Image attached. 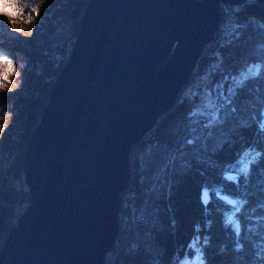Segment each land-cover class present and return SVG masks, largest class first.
<instances>
[{
  "label": "water",
  "instance_id": "95a60500",
  "mask_svg": "<svg viewBox=\"0 0 264 264\" xmlns=\"http://www.w3.org/2000/svg\"><path fill=\"white\" fill-rule=\"evenodd\" d=\"M246 1L89 0L28 143L30 203L0 264H106L134 148L177 105L222 4Z\"/></svg>",
  "mask_w": 264,
  "mask_h": 264
},
{
  "label": "trees",
  "instance_id": "16d2710c",
  "mask_svg": "<svg viewBox=\"0 0 264 264\" xmlns=\"http://www.w3.org/2000/svg\"><path fill=\"white\" fill-rule=\"evenodd\" d=\"M87 2L69 0L67 16L72 19L76 36ZM233 23L239 34L234 37L230 33L225 41L213 47L214 53L209 56L218 62L217 68L207 80L201 78L198 83V87L213 96L214 86L223 75H235L241 67L264 62V5L256 0L242 5L234 12ZM0 51L15 64L36 59L45 72V77H41L44 80L36 86L38 94L43 89H52L49 79L60 74L56 55L21 41L3 21H0ZM192 81L196 82L193 77ZM188 86L189 82L177 105L133 150L140 165L125 198V241L121 248L109 253L110 261L114 256L111 264H176L177 257L182 260L186 254L192 255L188 245L194 236L200 237L207 264H264V162L257 163L235 185L221 179L220 169L206 166L209 160L221 164L234 161L247 145L264 149V77L250 80L232 105L235 113H229L227 108L222 110L210 128L204 126L206 117L197 118L196 123L186 119L189 108L198 104L197 97L189 96L188 100L185 95ZM18 99L13 92L0 95V115L20 107ZM43 100L48 103L49 97L32 98L20 111L18 130L10 135L4 153L9 155L28 146L40 120ZM218 148L222 150L217 151ZM213 182L223 183L225 190L242 202L239 237L222 227L216 209L224 206L219 201L213 199L211 211L202 209L201 185ZM22 199L25 200L0 192V209L4 205L13 209Z\"/></svg>",
  "mask_w": 264,
  "mask_h": 264
},
{
  "label": "rangeland",
  "instance_id": "374dc122",
  "mask_svg": "<svg viewBox=\"0 0 264 264\" xmlns=\"http://www.w3.org/2000/svg\"><path fill=\"white\" fill-rule=\"evenodd\" d=\"M89 2V0H86ZM87 2V3H88ZM245 2L244 4H246ZM69 4V0H46L44 4L41 5V15L37 17L36 21L33 22L31 25H28L24 23L23 20L19 21V23L24 27L23 32H15V34L18 36V38L31 45L35 49L41 51V52H51L56 55L58 64L57 67L59 69V72L62 71L63 67L66 65L67 61L70 58L71 52L74 48V44L76 41L77 36L75 35V29L73 26L72 19H70L67 16V7ZM242 4V5H244ZM228 5V4H227ZM225 7L222 5L221 10L223 12V9ZM220 25V24H219ZM218 25V26H219ZM233 25L230 27V30L228 31V35L232 33L233 31ZM14 33V32H13ZM216 35L214 37V40L210 44H215L216 41ZM216 46V45H214ZM213 47L210 46L208 50H204L201 58L198 60V65L196 67V72L191 75V78L193 77L196 82L190 83L187 87L185 95L190 97H197L198 104L201 103L202 98L205 96L207 92L204 91V88L198 87L199 80L203 78V80H207V78L216 70L217 63L210 58V54L212 55L214 51L212 50ZM207 56H209V59L206 60ZM203 61V62H202ZM205 61V62H204ZM16 69L20 73L19 76L13 77V81H16L19 83L18 88H14L11 91L0 93V95L15 93L18 96V100H21L20 107H14V111H9V113H12L11 118L8 121V127L4 130L3 133H0V192H4L5 194H8L9 196L24 197V199L20 200L19 204H16V206L13 209H6V206L2 209H0V248L3 245L4 241L9 236V232L11 228L17 224L18 218L26 211L29 203L28 198L30 196L29 189L24 186L25 176L23 171V162L26 155V150L28 146H24L23 148L19 149L18 151L14 153H10L7 155V153H4V149L6 148V144L10 143V135H12L15 131L18 130V123L17 119L19 117L20 111L24 108H26L29 105V102L37 98V96L40 98H46L49 97L50 91H45L43 89V92L41 94H38V90L36 88L37 83L39 81H43L44 79L41 78L42 76L45 77V72H43V67L37 64L36 59H30V61L21 60L20 64H16ZM28 71V72H27ZM27 72V73H26ZM34 75V77H33ZM197 76V77H196ZM37 77V78H35ZM39 77V78H38ZM58 76H54L53 78L49 79V81L52 83V86L54 82L56 81ZM30 78L32 80L30 81ZM34 79L37 81L34 82ZM40 84V82L38 83ZM41 86V85H40ZM199 90L197 92V90ZM186 89V88H185ZM185 89L182 90L179 100L181 96L184 94ZM196 94H195V92ZM184 95V96H185ZM48 103H46V100L42 101V105L39 108V117L41 119L42 111L44 107L47 106ZM7 115V114H6ZM5 115V116H6ZM3 121H1L2 123ZM40 120H38L37 125L39 124ZM15 134V133H14ZM16 140V136H12ZM135 150V149H134ZM6 156V157H5ZM140 164L136 162L134 152L131 159V178L128 185L127 190L125 191V194H123V208L122 212L125 208V198L130 190V186L132 185V182L135 178V172L136 168ZM7 205V204H6ZM124 212L121 216V230L120 235L118 237L119 243L116 242V247H122L125 241V223L127 219H125ZM112 257V256H111ZM110 257V258H111ZM114 256L112 257V259ZM108 258V263L111 264L113 261Z\"/></svg>",
  "mask_w": 264,
  "mask_h": 264
},
{
  "label": "snow or ice",
  "instance_id": "6c2138e0",
  "mask_svg": "<svg viewBox=\"0 0 264 264\" xmlns=\"http://www.w3.org/2000/svg\"><path fill=\"white\" fill-rule=\"evenodd\" d=\"M46 0H42L44 4ZM11 9V11H9ZM41 15V6L35 0H0V21L11 32H23L24 27L19 23L31 25ZM238 28L233 25L232 35L237 36ZM15 62L0 51V88H5L13 83V77L19 76ZM257 77H264V62L253 63L237 70L235 75H223L221 80L214 86L215 95L206 93L200 104H195L186 113V119L190 123H196L197 118L206 117L207 124L205 128H210L218 119L219 113L226 109L234 114L235 108L232 105L240 93L247 88L248 82ZM264 102V101H262ZM11 114L12 113H7ZM4 115H0V121L4 120ZM8 127V123H0V133ZM264 127V125H262ZM191 143V141H188ZM222 150L218 148L217 151ZM259 162H264V149H257L252 145H247L238 154L232 162L221 164L216 160H209L207 167L220 169L221 179L225 183L237 184L244 177L246 178L251 169ZM190 165V161L186 162ZM213 199L222 204L223 208H217L221 216V225L226 231H231L233 235L239 237L242 232V224L239 219L242 202L234 198L225 190L224 184L215 182L201 185L200 203L202 209L211 211L209 205ZM197 228L199 225L196 226ZM205 243L207 241L205 240ZM239 247V245H237ZM192 250V255H185L181 260L177 257L176 264H207L204 259L203 249L200 247V237L194 236L193 242L188 245Z\"/></svg>",
  "mask_w": 264,
  "mask_h": 264
},
{
  "label": "built area",
  "instance_id": "2783aa9c",
  "mask_svg": "<svg viewBox=\"0 0 264 264\" xmlns=\"http://www.w3.org/2000/svg\"><path fill=\"white\" fill-rule=\"evenodd\" d=\"M251 0H247L246 2H250ZM225 8L223 9V12L221 10V20H220V25L217 29L216 32V41L214 45H217L219 43H222L225 41V39L228 36V31L230 30L231 24L233 23V18H234V12L241 7L242 5H231V4H222ZM213 44H209L207 46L206 51L210 46L214 47ZM108 263V260L107 262Z\"/></svg>",
  "mask_w": 264,
  "mask_h": 264
},
{
  "label": "clouds",
  "instance_id": "9594fccd",
  "mask_svg": "<svg viewBox=\"0 0 264 264\" xmlns=\"http://www.w3.org/2000/svg\"><path fill=\"white\" fill-rule=\"evenodd\" d=\"M35 2L37 4H39L40 6L42 5V0H35ZM9 11H11V9H9ZM19 87V83L16 81H13V83L5 88H0V93L3 92H7V91H11L14 88H18ZM11 118V114H8L4 117L3 123H8L9 119Z\"/></svg>",
  "mask_w": 264,
  "mask_h": 264
},
{
  "label": "bare ground",
  "instance_id": "6f19581e",
  "mask_svg": "<svg viewBox=\"0 0 264 264\" xmlns=\"http://www.w3.org/2000/svg\"><path fill=\"white\" fill-rule=\"evenodd\" d=\"M257 1V0H256ZM258 2V1H257ZM258 3H260V4H262V5H264V2H258ZM221 20V19H220ZM219 27V26H218ZM218 29V28H217ZM217 32V31H216ZM216 35V34H215ZM214 40V39H213ZM206 49H207V47H206ZM133 153V152H132Z\"/></svg>",
  "mask_w": 264,
  "mask_h": 264
}]
</instances>
